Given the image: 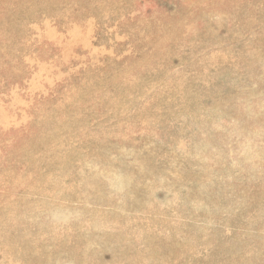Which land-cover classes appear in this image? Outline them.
I'll return each instance as SVG.
<instances>
[{"label":"rangeland","instance_id":"obj_1","mask_svg":"<svg viewBox=\"0 0 264 264\" xmlns=\"http://www.w3.org/2000/svg\"><path fill=\"white\" fill-rule=\"evenodd\" d=\"M0 264H264V0H0Z\"/></svg>","mask_w":264,"mask_h":264}]
</instances>
